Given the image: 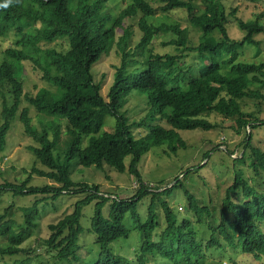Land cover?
Returning a JSON list of instances; mask_svg holds the SVG:
<instances>
[{"label":"trees","instance_id":"obj_1","mask_svg":"<svg viewBox=\"0 0 264 264\" xmlns=\"http://www.w3.org/2000/svg\"><path fill=\"white\" fill-rule=\"evenodd\" d=\"M112 1L11 0L7 8H0V39H6L16 27L22 28L14 46L4 51L0 62V153L12 122L17 119L25 135L35 144L28 149L48 170L33 167L32 171L53 182L34 187L28 184L30 175L20 184L3 178L0 197L3 193L14 197L51 193V200L57 201L65 194L85 193L71 213L47 226L49 233L43 246L55 264L61 261L66 264H150L149 256L155 263L159 258L168 264H201L204 251H220L225 247L261 262L264 259V192L255 189L251 178L245 179L242 171H234L233 184L227 188L221 203L219 224L209 227V240L214 248L211 245L203 249L188 215L202 225L214 212L199 203L180 181L161 191L159 187L153 189L144 185L137 166L144 153L153 147L174 141L183 146L178 131L215 128L206 114L216 113L233 121L237 130L250 131L236 162H242L248 150L253 177L264 178V152L250 144L254 128L264 125V121L243 110L245 98H263L250 87L255 84L264 87V60L254 63L239 59V48L259 46L256 37L264 35L261 22L264 13L244 22L235 18L237 9L227 14L224 0H201L202 11L194 5L196 0H128L114 17L107 12ZM174 10L183 11L189 26L200 33L196 47H189L191 39L187 28L162 19L159 24L153 22ZM136 17L142 36L131 49L133 32L125 22ZM232 19L244 34L241 40L229 37L227 25H233ZM214 32H218L220 38L213 36ZM169 33L176 38L162 45L173 47L176 54L157 53L155 39ZM63 39L69 41L68 49L64 52L46 50L44 65L40 64L43 48ZM113 48L120 62L113 65L112 82L104 96L105 76L96 82L92 69ZM28 51L40 58L30 56ZM189 52L202 59L203 64L188 65L185 55ZM26 61L40 72L45 83L55 88L54 91H45L36 97L24 93L22 77ZM133 94L143 96L149 108L138 121H130L125 112V105ZM23 102L28 106L21 107ZM30 106L49 119L43 120L39 128H32ZM108 118L113 121L107 122ZM135 129H143L144 134L136 136ZM127 157H131L128 173L140 184L130 199L105 197L98 186L75 183L71 179L77 168L103 170L109 167L124 173ZM178 189L185 197V217L169 204L172 192ZM144 199H149L145 213L138 208ZM46 200L43 198L20 208L23 225L19 229L15 220L9 218L11 207L0 213V264H28L29 252L23 244L29 234L38 229L42 220L40 210L52 206ZM93 202L94 213L88 231L95 236L99 253L88 259L89 253L79 255L78 241L84 232L80 224L82 210ZM108 203V214L104 216L102 210ZM132 230L139 233L141 242L134 258L129 260L109 248L118 240L129 239ZM36 257L40 259L39 255Z\"/></svg>","mask_w":264,"mask_h":264},{"label":"rangeland","instance_id":"obj_2","mask_svg":"<svg viewBox=\"0 0 264 264\" xmlns=\"http://www.w3.org/2000/svg\"><path fill=\"white\" fill-rule=\"evenodd\" d=\"M127 3L128 0H113L107 6V12L116 17L119 10L125 8ZM194 5L198 11L204 9L201 0H196ZM223 6L227 10V14H229L233 8L237 9L235 18L244 22L254 20L257 15L264 13V0H224ZM159 19H162V21L168 24H179L180 27L187 28L191 39V45H189V47L192 48L198 45L200 33L189 26L186 20V14L183 11L174 10L167 17L158 18L153 20V22L159 24ZM232 21L233 25H227L229 37L234 40H241L244 34L236 27L234 19H232ZM261 22L264 24V16ZM137 24L138 17L125 22V25L133 32L130 42L131 49L138 44L142 36ZM21 30L22 28L16 27L10 32L6 39H0V62L3 59L4 51L14 46V42L18 38V33ZM212 35L216 38H220L218 32H214ZM173 38H176V35L169 33L155 39V51L160 54H176L173 47L162 45V43H166ZM256 39L260 41L259 46L245 45L239 48L241 52L240 61L258 63L264 60V35L259 34ZM68 47V40H56L43 48L41 58L32 51H28V53L36 59L40 58V64L44 65L46 50L55 49L59 52H64ZM185 60L188 65L193 63L195 66H201L203 64L202 59L195 57V54L190 52L185 55ZM119 62L120 58L116 54L115 48H113L110 54L108 56H103L92 69V74L96 82H100L103 76H105L102 83V94L104 96H106L112 82V75L114 73L113 65H117ZM22 80L24 82V93L30 97H36L38 94L45 91L55 90V88L41 79L40 72L36 71L33 65L28 61L24 62ZM250 90L261 94L263 98H245L243 100V110L247 113L254 114L258 120L264 121V87L255 84L250 87ZM22 106H28V103L23 102L21 107ZM1 110L2 102L0 95V125L2 122ZM125 112L130 121H138L149 112V108L143 96L133 94L125 105ZM29 115L32 119L33 129H35V127L39 128V124H42L43 120H49L45 114L38 113L31 106ZM36 115H38L37 118L35 117ZM206 119L216 127L208 131H178L182 143L184 144L183 146L174 141L173 143L165 142L166 144L160 147H153L144 153L137 166L138 173L144 185L153 189L159 187V191H161L163 188H168L173 185L174 182L180 181V183L199 200V203L206 204V206L214 212L212 218L206 219V223L202 225L196 223L194 216L188 215L194 222L197 238L199 241L201 240L203 249L211 245L212 248H214L213 243L209 240V227L211 224H215L214 226L219 224L221 203L227 188L233 184L234 171H242L245 179L251 178V183L255 189L264 192V178L261 180L254 178L253 172L249 167V151H246V155L242 162H236V160L241 157L243 142L247 132L250 131L237 130L233 121L226 120L216 113L206 114ZM108 121H113V118H108L107 122ZM63 128L64 126H62V130ZM134 133L138 136L144 134V131L143 129L139 131L135 129ZM252 134L251 146L253 148H259L264 152V125L254 128ZM34 145L33 140L25 135L23 125L15 119L6 137L4 150L0 153V184L3 183V178L13 184H20L29 175V186L43 187L44 185L53 184L48 178L39 176L32 171V168L35 167L38 170L48 172L28 149L29 146ZM124 164L126 170L124 173H119L115 169L109 167H105L103 170H98L95 167L77 168L71 174V179L75 183L98 186L99 192L105 197H117L121 200L130 199L139 189L140 184L136 177L128 173L131 157H127ZM171 196L172 197L169 199L170 207L175 211L176 207L180 210L178 212L183 214V202L185 197L182 190L178 189L175 192L173 191ZM84 197L85 193H70L68 195H62L57 201H52L51 193H38L24 197H14L9 193H3L0 197V213L5 208L11 207L9 210V218L11 217L15 220L17 229L23 225V216L20 208L30 206L35 201L42 200L43 198L47 199V203L52 204V206L49 207L47 205L44 211L40 210L42 213V220L39 222V227L34 233L29 234L25 241L26 243L23 244L24 249L29 252L30 261L28 264H55V260L46 254V248L43 246V241L47 239L49 233L47 226L62 215L71 213L74 204ZM233 200L236 201V198ZM148 201L149 199H144L142 203L138 204V208L141 212L145 213ZM108 205L109 203L106 204L102 210L104 216L108 214ZM159 208L158 206V209ZM93 213L94 202L83 208L82 217L80 219V224L84 232L79 236V255H84V252H86L85 254L89 253L90 255L88 254V257H90L88 259H92L99 253L98 246L95 243V236L88 231ZM143 215L145 216V214ZM182 216L185 217L186 214ZM160 224H163L162 220ZM138 237L139 233L132 230L129 239L118 240L111 244L109 249L131 260L134 258L135 252L141 242V239ZM37 255L40 256V259L36 257ZM156 262L157 263H155L153 257L149 256L150 264H168L166 260L159 258ZM263 262L264 259L258 262L251 256H246L239 251H234L229 247H225L220 251H204V259L201 264H264ZM57 264L66 263L61 261Z\"/></svg>","mask_w":264,"mask_h":264},{"label":"clouds","instance_id":"obj_3","mask_svg":"<svg viewBox=\"0 0 264 264\" xmlns=\"http://www.w3.org/2000/svg\"><path fill=\"white\" fill-rule=\"evenodd\" d=\"M11 0H0V8H7Z\"/></svg>","mask_w":264,"mask_h":264}]
</instances>
